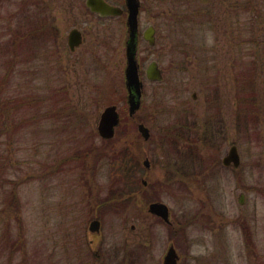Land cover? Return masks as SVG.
Returning a JSON list of instances; mask_svg holds the SVG:
<instances>
[{
    "label": "rangeland",
    "instance_id": "1",
    "mask_svg": "<svg viewBox=\"0 0 264 264\" xmlns=\"http://www.w3.org/2000/svg\"><path fill=\"white\" fill-rule=\"evenodd\" d=\"M248 2L141 0L140 32L154 26L156 44L141 38L140 72L156 60L164 80L145 82L127 121L126 14L100 19L86 0H0V264H163L170 236L147 217L154 200L177 224L180 264H264V0L251 12ZM73 26L89 45L64 56ZM111 105L154 163L142 199L128 203L110 157L97 161L114 147L98 133ZM196 121L207 142L170 144L176 126ZM232 144L237 168L222 165ZM167 166L183 176L164 178ZM96 219L100 234L89 231Z\"/></svg>",
    "mask_w": 264,
    "mask_h": 264
},
{
    "label": "water",
    "instance_id": "2",
    "mask_svg": "<svg viewBox=\"0 0 264 264\" xmlns=\"http://www.w3.org/2000/svg\"><path fill=\"white\" fill-rule=\"evenodd\" d=\"M87 7L91 12L103 17H119L125 12L127 13V28L129 39L126 43V57L127 66L125 70L126 86L128 89V104L129 114L133 116L141 106L142 87L143 83L139 74V67L136 61V41L139 29V13H140V0H125V8L110 4L106 0H86ZM155 29L151 26L146 31L145 39L150 45L155 44L154 39ZM70 45L72 49L79 46L81 43L77 30L70 33ZM147 77L152 82H161L163 75L158 68L157 62H152L149 65ZM120 123V114L116 105L108 106L101 114L98 132L104 139H112L115 136L116 127ZM139 131L143 137L148 140L150 137L149 129L143 125H139ZM224 166H233L235 168L241 165V157L236 145L229 148L227 155L222 160ZM240 204L244 203V196L242 195L239 200ZM149 211L162 218L164 221L169 222V207L163 202H154L150 204ZM89 231L92 234H100L101 221L96 219L91 222ZM177 259L176 252L173 248L169 249L165 257L166 264H174Z\"/></svg>",
    "mask_w": 264,
    "mask_h": 264
},
{
    "label": "flooded vegetation",
    "instance_id": "3",
    "mask_svg": "<svg viewBox=\"0 0 264 264\" xmlns=\"http://www.w3.org/2000/svg\"><path fill=\"white\" fill-rule=\"evenodd\" d=\"M64 1V0H63ZM76 1L77 0H69V3H70V6H72V8L74 9V5L76 4ZM107 2H109L108 0H106ZM110 4H112L111 2H109ZM140 11H141V0H140ZM94 16H96V17H98V18H100V19H106V18H111V17H103V16H100V15H98V14H95V13H92ZM127 15V13L125 12L123 15ZM122 15V16H123ZM119 17H121V16H119ZM139 17H140V13H139ZM126 20H127V18H126ZM127 25V24H126ZM149 27H151V26H149ZM149 27H147L142 33L140 32V26H139V29H138V34H137V41H136V53H135V55H136V61H137V64H138V67H139V74H140V78H141V81H142V83H143V87H142V97H141V106H140V108H139V110L133 115V116H131L130 114H129V118L130 119H134L135 118V116H136V114L141 110V108H142V104H143V93H144V87H145V82H152V81H150L149 79H148V77H147V72H148V69H149V65L152 63V62H154V61H152V62H150L149 63V65H148V67L146 68V70H145V72H144V76H145V80H143V77H142V75H141V72H140V66H139V63H138V60H137V52H138V46H139V42H140V40H141V38L143 39V40H145L148 44H149V42L145 39V34H146V31L149 29ZM154 29H155V32H154V39H155V44H156V28L154 27V26H152ZM73 30H77L78 31V34H79V37H80V40H81V43H80V45L79 46H76L74 49H72V47H71V45H70V38H69V36H70V33H71V31H73ZM128 39H129V35H128V29H127V39H126V42H125V44L127 43V41H128ZM88 42V39H87V36H86V34L84 33V31H82L81 29H80V27L79 26H73V28L70 30V32H69V34H68V36H67V40H66V42H65V37H64V43H63V48H64V56H67L68 54H75V53H77V51L79 50V49H81L82 47H84V46H88L89 45V43H87ZM155 44L154 45H150V46H155ZM155 62H157L156 60H155ZM158 63V62H157ZM158 68L160 69V67H159V63H158ZM160 71H161V73H162V70L160 69ZM162 75H163V73H162ZM163 80H164V76H163ZM163 80L161 81V82H163ZM153 83H155V82H153ZM156 83H160V82H156ZM127 87V86H126ZM127 93H128V89H127ZM128 95H129V93H128ZM128 98V97H127ZM193 100L196 102L197 100H196V97H195V95H194V98H193ZM212 100H214V98H212ZM216 105V102L214 101V103H213V105H212V107H214ZM117 106V105H116ZM118 107V106H117ZM118 111H119V108H118ZM119 114H120V123H121V120H122V115H121V113H120V111H119ZM187 119L189 120V119H191L190 118V116H188L187 117ZM190 122H192L193 123V120H189V121H186V123H190ZM120 123H119V125H120ZM140 124H143V125H145L148 129H149V133H150V137H149V139L148 140H146L144 137H143V135L140 133V131H139V129H138V133L141 135L140 137H141V139L143 140V142L145 143V144H147V143H149L150 141H151V139H152V133H151V129H150V127L149 126H147V124L145 123V120L144 121H139V123H138V128H139V125ZM118 125V126H119ZM191 125H195L194 127H192ZM118 126L116 127V132H115V136H116V133H117V128H118ZM189 126V128L188 129H186V126H185V124L184 125H180V126H176V128H175V130H174V132H173V139H171V141H170V144L171 145H174V146H177V148H185V146L187 145V147L188 146H190L191 144L192 145H198V144H203L204 142H207V136L203 133L202 134V132L201 131H204V128L202 127V126H200V124H199V122L198 121H196V122H194V124H189L188 125ZM193 128V129H192ZM180 132V133H179ZM99 133V132H98ZM114 136V137H115ZM105 140V139H104ZM232 145H235V144H232ZM231 145V146H232ZM172 147V146H171ZM186 147V148H187ZM172 149H174L173 147H172ZM147 151H148V149H146ZM146 150H145V145L142 147V152H144L145 154V156H144V158H143V161H142V165H143V169H142V173H141V180H142V183H143V186L146 188L147 186H148V181H145V179L148 177V175L150 174V171L152 170V167H153V165H154V163H153V161L151 160V154H150V152L148 151V153L146 152ZM150 156V157H149ZM241 157V156H240ZM155 161V160H154ZM107 165H108V163H107ZM222 165H223V162H222ZM109 166V165H108ZM224 166V165H223ZM225 167H228V168H231V167H233V166H225ZM91 169H92V166H90L89 167V169L87 168L86 170L87 171H85L84 172V177L86 178V181H84V183L86 184V186H88V180H91ZM163 172V174L165 175V177L164 178H166V179H168V180H171V178L172 179H176V178H178V177H182L183 176V174H184V172H179L178 170H174V169H170V168H168V166L166 167V168H164V170L162 171ZM89 174V175H88ZM154 202H163V201H160V200H154V201H152L150 204H152V203H154ZM163 203H165V202H163ZM150 204H149V206H148V212H147V217H149V215H151V216H153L154 218H156V219H159V221H161L162 222V224L164 225V226H166L168 229H169V232H168V234H169V236H170V238H169V246H168V250H167V252L169 251V249H171V248H173L174 250H175V252H176V255H177V259L175 260V263L174 264H180L181 263V260H182V257H181V254L179 253V250L177 249V247H176V244L178 243V240H177V235H178V233H179V229L177 228V224H175L174 222H173V220H172V214H171V210H170V207H169V222H166V221H164L162 218H160V217H158V216H156V215H154V214H152L150 211H149V207H150ZM150 224V223H149ZM143 227H145V226H143ZM142 227V228H143ZM145 235H146V232H145V229H144V231H143V236H144V239L145 240H148V244H146V243H141V244H143L144 246L145 245H149V243L151 244V242H149V239H147V238H145ZM143 240V239H142ZM140 244V245H141ZM167 252H166V254H165V256H164V258H163V264H166V260H165V257H166V255H167ZM96 255H97V253H96ZM99 256H101L100 254H99Z\"/></svg>",
    "mask_w": 264,
    "mask_h": 264
},
{
    "label": "trees",
    "instance_id": "4",
    "mask_svg": "<svg viewBox=\"0 0 264 264\" xmlns=\"http://www.w3.org/2000/svg\"><path fill=\"white\" fill-rule=\"evenodd\" d=\"M249 2L245 5H242V7H247V9L251 12V10H256L257 6L256 0H248ZM253 1V2H252ZM47 5V4H46ZM52 5V4H51ZM51 5L48 7L51 8ZM47 15V14H46ZM52 19V18H51ZM50 20V19H49ZM54 20V19H52ZM47 23V22H46ZM48 28L54 29V23L52 24V21L50 23H47L46 25ZM126 119L122 118L120 125L117 128V133L115 138L110 140H104V142L108 145H114L113 148H109V151L107 153L105 152L104 157L100 154H102V151L97 156V161L106 159L108 156L110 157L107 159L109 161L108 165L109 168H114V171L116 175H120L122 184L118 186L120 189V198L124 203H128L131 199L135 197H139L142 199V193L148 188L144 187L142 180H141V173L143 169L142 161L144 158V152L138 147V144L136 143L137 139H132V135L127 132L125 129V121ZM132 119L128 118L127 121H131ZM186 129L189 128L188 124H185ZM194 127L195 125H191ZM125 129V130H124ZM193 129V128H192ZM115 143V144H114ZM122 143V148L119 149L116 144ZM192 145V144H191ZM138 147V148H137ZM108 150V149H107ZM97 152V150H92L90 153L86 156L82 153H79L78 155L74 156L72 161H78V164H81L80 162H84V160L90 159L88 156L94 155ZM191 152H194V150H189V155L192 156ZM87 157V158H86ZM87 162V161H86ZM66 163V160L65 162ZM109 203V202H107Z\"/></svg>",
    "mask_w": 264,
    "mask_h": 264
}]
</instances>
